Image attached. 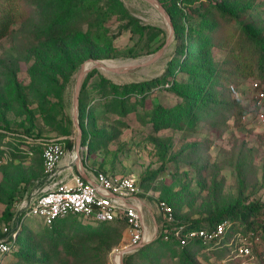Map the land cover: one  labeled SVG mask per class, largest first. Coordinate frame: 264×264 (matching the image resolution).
<instances>
[{
	"label": "rangeland",
	"instance_id": "rangeland-1",
	"mask_svg": "<svg viewBox=\"0 0 264 264\" xmlns=\"http://www.w3.org/2000/svg\"><path fill=\"white\" fill-rule=\"evenodd\" d=\"M120 1L107 21L112 51L102 58L116 61L117 66L141 63L166 42L169 25L146 0ZM157 1L166 3L176 21L163 54L124 73L91 69L79 92L78 123L74 97L79 69L68 79L57 76L44 86L34 85L29 71L34 53L27 39L16 32L0 41V239L5 227L19 222L22 200L51 185L42 156L50 139L64 142L62 159L73 172L79 164L89 172L103 169L131 175L145 192L169 201L178 220L207 221L234 205L239 211L258 208L243 223L264 222V106L258 104L253 88L255 81H261L256 74L239 73L229 46L214 41L204 45L207 35L213 39L208 24L217 22L213 2L239 12L264 36V0H184L183 6L170 4L175 0ZM203 26L206 30L201 31ZM160 75L158 84L144 90L124 86ZM241 109L244 113L238 115ZM65 166H58L57 178L69 181L73 173ZM67 217L56 226V235L67 240L77 230L82 231L79 237L93 241H97L95 230L117 231L115 244L98 246L92 260V264H117L118 250L130 239L126 227L100 223L91 216ZM149 223L153 228V221ZM21 224L15 250L0 254V264H42L38 257L48 248L39 247L33 255L28 246L50 239L54 227L38 216ZM262 253L258 264H264ZM183 256L178 249L155 243L125 253L123 260L125 264L229 261L223 253L198 251L188 260ZM248 260L256 263L254 258Z\"/></svg>",
	"mask_w": 264,
	"mask_h": 264
},
{
	"label": "trees",
	"instance_id": "trees-1",
	"mask_svg": "<svg viewBox=\"0 0 264 264\" xmlns=\"http://www.w3.org/2000/svg\"><path fill=\"white\" fill-rule=\"evenodd\" d=\"M213 3V7L218 11L217 22L211 21L208 24L207 30L212 34L213 39L211 40L210 35H207L204 45H210L214 41L224 48L229 46L228 54L235 57L239 73L244 77L256 74L261 81L258 88L264 91L262 84L264 82V36L252 23L245 22L239 12L222 8L215 2ZM170 4L176 6L174 2ZM118 5H122L120 0H0V41L11 37L16 32L27 39L29 49L34 53V63L29 70L34 85L44 86L50 79L57 76L65 80L70 78L87 58L104 59L102 57L108 56L112 51V31L107 21L110 12L117 9ZM163 5L168 9L175 28V14L166 3ZM135 20L137 19L135 18ZM16 25H19L17 30ZM140 26L143 27V25ZM203 30H206V26L201 28V31ZM90 74L91 72L87 75ZM162 76L135 81L124 86L126 88L127 86H135L139 90H144L150 84H158ZM83 86L84 83L82 88ZM242 113L244 110L238 111V115ZM69 147H72L71 143H69ZM139 183L142 186L140 181ZM173 209L175 213V208L173 207ZM257 209L256 206H249L239 211L232 205L224 208L218 216L207 221L178 220L181 223L199 227L214 225L227 218L231 219L233 230H242L244 233L251 232L250 246L252 252L250 256H237L228 245L210 248L201 240L180 245L176 240L164 239L161 232L153 241L137 248V250L148 244L158 243L164 247L180 250L186 260L192 253L202 251L226 254L224 258L229 259L227 264H252L248 260L251 258H254L255 264H258L259 258L264 252V222H244L245 224L240 222L248 218ZM70 215L80 216V214ZM67 216L58 218L51 225H47L51 228L54 227V233L50 239H40L37 242L29 243L28 250L33 255L36 254L39 247L46 246L48 248L38 257L42 264H92L98 246L115 244L118 237L117 231L109 229L95 230L94 234L97 236V241L79 237V234L82 233L80 230L74 232L75 237L71 240H67L63 235H56L57 223L63 218H68ZM100 223L114 224L117 228H125V224L121 221H101ZM18 235L20 237V234ZM4 236L5 233L1 235V238ZM91 242H96V245H90ZM125 262L127 263V261Z\"/></svg>",
	"mask_w": 264,
	"mask_h": 264
},
{
	"label": "built area",
	"instance_id": "built-area-1",
	"mask_svg": "<svg viewBox=\"0 0 264 264\" xmlns=\"http://www.w3.org/2000/svg\"><path fill=\"white\" fill-rule=\"evenodd\" d=\"M175 1L178 6L184 5V0ZM253 86L258 104H264V91L258 88L259 82L255 81ZM65 151V144L60 139H50L44 143L42 156L51 185L44 187L30 200H22L19 222L12 228L4 229L5 236L0 239V254L12 251L25 218L38 216L45 225H51L58 218L80 214L91 216L98 222H123L130 236L128 246L149 243L161 232L164 239L176 240L180 245L201 240L210 248L228 245L237 256L251 255V232L233 230V221L228 218L214 225L199 227L181 223L167 200L145 192L139 180L131 175L99 169L91 172L92 180L77 173L72 174V183L57 178L60 174L59 162ZM152 203H155L160 222L157 221ZM150 221H153V228Z\"/></svg>",
	"mask_w": 264,
	"mask_h": 264
},
{
	"label": "water",
	"instance_id": "water-1",
	"mask_svg": "<svg viewBox=\"0 0 264 264\" xmlns=\"http://www.w3.org/2000/svg\"><path fill=\"white\" fill-rule=\"evenodd\" d=\"M146 1H148L149 3H151L157 7L158 11L165 17L166 22L169 25L170 31H169V36H168L166 42L163 44L162 47H160L157 50V52L152 57H150L146 61H142L141 63L117 66V65H109L108 63H106L105 59H100V58L90 57V58H87L86 60H84L80 65L77 80H76V87H75L74 105H75L76 110L74 113V119H75L76 123H78L77 107H78V98H79V92L81 89V84H82L84 77L86 76V74L91 69L98 68V69H104V70L116 72V73H124V72L129 71L132 68L139 67L140 65L149 64V63L155 61L156 59H158L163 54L166 46L168 45V43H169V41L172 38V35L174 33V24H173V21H172L170 14L166 11L165 7L162 4H160L157 0H146ZM78 128H79V136H80V134H81L80 126H78ZM77 151H78V147H77ZM83 176L86 179H88V176L86 174H83ZM143 245H145V243H139V244L134 245V246H127L123 249L118 250V252L116 254L118 257L117 264H125L124 260H123L124 254L134 250L135 248L137 249Z\"/></svg>",
	"mask_w": 264,
	"mask_h": 264
},
{
	"label": "crops",
	"instance_id": "crops-1",
	"mask_svg": "<svg viewBox=\"0 0 264 264\" xmlns=\"http://www.w3.org/2000/svg\"><path fill=\"white\" fill-rule=\"evenodd\" d=\"M62 160L59 162V166H62L63 167V166L66 165L65 166L66 168H64L65 170H68V172H70V170H71V173H75V172L72 171V166H69V163H68L67 159H64L63 161ZM68 166H69V168H68ZM76 173L77 174H80L81 176H83V174H86L88 176V179L87 180H92L93 179L92 173L89 172V171L83 170L79 164L76 165ZM69 183H72V180H69ZM152 218L154 219L153 215H152Z\"/></svg>",
	"mask_w": 264,
	"mask_h": 264
},
{
	"label": "bare ground",
	"instance_id": "bare-ground-1",
	"mask_svg": "<svg viewBox=\"0 0 264 264\" xmlns=\"http://www.w3.org/2000/svg\"><path fill=\"white\" fill-rule=\"evenodd\" d=\"M105 61L106 63H108L109 65H117L118 63L112 59H108V58H105ZM74 157H76V153L74 154ZM115 261L118 262V257L116 255L115 257Z\"/></svg>",
	"mask_w": 264,
	"mask_h": 264
}]
</instances>
